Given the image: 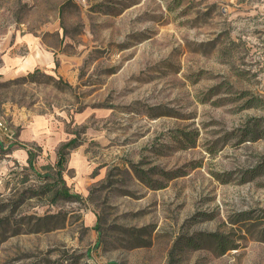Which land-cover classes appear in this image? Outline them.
<instances>
[{"label":"rangeland","instance_id":"rangeland-1","mask_svg":"<svg viewBox=\"0 0 264 264\" xmlns=\"http://www.w3.org/2000/svg\"><path fill=\"white\" fill-rule=\"evenodd\" d=\"M14 31L0 264H264V0H0Z\"/></svg>","mask_w":264,"mask_h":264},{"label":"crops","instance_id":"crops-1","mask_svg":"<svg viewBox=\"0 0 264 264\" xmlns=\"http://www.w3.org/2000/svg\"><path fill=\"white\" fill-rule=\"evenodd\" d=\"M41 45L40 38L29 32L14 31L10 36L0 39V74H14L15 72H24L31 69L39 61V58L34 55L30 56L28 51L33 48L39 50ZM41 53L43 54V52ZM46 56V61L49 62ZM42 124H45L44 119L42 121L38 118L34 122L32 121L28 129L18 133V145H26L29 141H37L40 145H47L42 140V130L44 129ZM29 150L30 148L24 147L23 152L20 153L28 160Z\"/></svg>","mask_w":264,"mask_h":264},{"label":"trees","instance_id":"trees-1","mask_svg":"<svg viewBox=\"0 0 264 264\" xmlns=\"http://www.w3.org/2000/svg\"><path fill=\"white\" fill-rule=\"evenodd\" d=\"M76 142H77V139L72 138L66 143H64L58 150V160L56 162L57 174H58L57 181L58 183L61 184L60 193L62 192L66 196H70L71 193L69 191V187L67 186L65 179L63 178L62 172L65 169V163L68 159V154L70 150L76 146ZM29 154H30L29 164L30 166H34V159L36 157V154L32 149L29 150ZM228 248L229 247L224 246L223 252L226 251Z\"/></svg>","mask_w":264,"mask_h":264},{"label":"built area","instance_id":"built-area-1","mask_svg":"<svg viewBox=\"0 0 264 264\" xmlns=\"http://www.w3.org/2000/svg\"><path fill=\"white\" fill-rule=\"evenodd\" d=\"M0 129H2V130H6V131L9 132V128H8L7 125L4 124L3 121H1V120H0ZM10 133H11V132H10ZM9 136L12 137V135H9Z\"/></svg>","mask_w":264,"mask_h":264}]
</instances>
